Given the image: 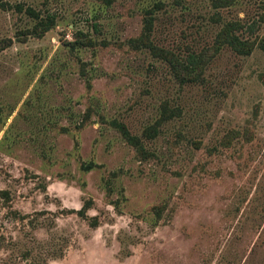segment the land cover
<instances>
[{
	"label": "rangeland",
	"instance_id": "obj_1",
	"mask_svg": "<svg viewBox=\"0 0 264 264\" xmlns=\"http://www.w3.org/2000/svg\"><path fill=\"white\" fill-rule=\"evenodd\" d=\"M229 22L264 38V0H0V264H264V52Z\"/></svg>",
	"mask_w": 264,
	"mask_h": 264
},
{
	"label": "trees",
	"instance_id": "obj_2",
	"mask_svg": "<svg viewBox=\"0 0 264 264\" xmlns=\"http://www.w3.org/2000/svg\"><path fill=\"white\" fill-rule=\"evenodd\" d=\"M50 24L51 19L48 21V23L43 24L42 29L44 30ZM243 28V25L237 22H229L225 24L219 31V33H217L214 39V45H225L234 53L240 55L249 54L254 46L258 47L261 51L264 52V38H260L257 41H250L247 38L241 37L240 34ZM246 28L250 30L252 26L248 25ZM150 29L151 19L149 16H147L143 21V32L140 33V35L132 41L133 46H135V48H145L151 55L163 60L166 63L172 77L179 84L195 83L200 81L204 68L211 58V52H209L210 48H202L197 52L190 51L185 55H179L169 49L153 44L149 39ZM86 42L89 41L87 40ZM167 111L168 110L165 107L162 108V113ZM161 117L163 118L164 116ZM114 125L128 144L141 150V145L138 138L134 135H131L122 123L116 122ZM152 129L153 128L151 127V130ZM152 134L153 130L152 133L149 132V129L145 131V135L147 137H151ZM86 167H89V165L84 166V168ZM1 192V194H5L4 191ZM88 206L89 201H86L80 209L76 211L71 210L70 212H75L80 217H83L84 210ZM92 224L94 223L91 222L90 225Z\"/></svg>",
	"mask_w": 264,
	"mask_h": 264
}]
</instances>
